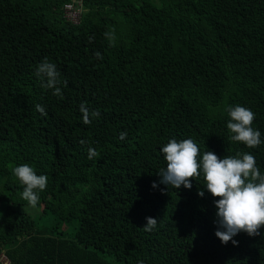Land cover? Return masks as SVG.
Here are the masks:
<instances>
[{"label":"trees","instance_id":"16d2710c","mask_svg":"<svg viewBox=\"0 0 264 264\" xmlns=\"http://www.w3.org/2000/svg\"><path fill=\"white\" fill-rule=\"evenodd\" d=\"M45 59L62 96L35 76ZM82 104L100 113L90 124ZM229 105L255 113L264 141V0H0V253L9 264H264V228L237 245L216 237L202 178L159 183L173 138L220 158L249 152L264 174V143L228 139ZM25 163L48 177L34 208L12 173Z\"/></svg>","mask_w":264,"mask_h":264},{"label":"clouds","instance_id":"9594fccd","mask_svg":"<svg viewBox=\"0 0 264 264\" xmlns=\"http://www.w3.org/2000/svg\"><path fill=\"white\" fill-rule=\"evenodd\" d=\"M105 37L114 42L113 32H106ZM89 39L91 42L92 38ZM95 56L103 59L99 52ZM35 76L40 80L42 88L53 90L55 96H62L58 86L61 83L60 72L54 63L43 60L37 65ZM64 84L66 86L67 81ZM36 109L46 114L41 105H36ZM80 111L85 124L91 123L90 116L95 118L100 115L98 110L90 113L83 104ZM227 115L230 141L243 144L249 149L258 148L264 143L261 132L252 127L255 113L251 109L229 105ZM125 135L126 133H122L121 138ZM161 152L166 167L158 172L161 177L159 183L168 188L179 189L183 186L190 190L193 180L203 179V187L214 198V222L217 225L215 235L222 244L227 245L231 241L233 245H237L238 242L233 237L241 232L249 236L260 235V229L264 228V174L257 166L253 154L238 152L236 155L220 158L213 151L206 150L201 153L198 144L192 139L177 141L175 138L169 140L161 148ZM98 155L95 149L89 148L90 160ZM12 173L23 186L22 199L31 207H36L39 193L47 187L48 177L38 175L27 163L14 167ZM156 186V182H153L152 187ZM198 195L203 197L204 191L199 190ZM146 220L144 230L150 232L156 227L157 220L152 217H147Z\"/></svg>","mask_w":264,"mask_h":264},{"label":"built area","instance_id":"2783aa9c","mask_svg":"<svg viewBox=\"0 0 264 264\" xmlns=\"http://www.w3.org/2000/svg\"><path fill=\"white\" fill-rule=\"evenodd\" d=\"M66 10L71 11L73 15L77 14L76 12H73L71 10V5H65ZM69 12V13H71ZM0 264H9V260L7 259V257L3 254L0 253Z\"/></svg>","mask_w":264,"mask_h":264},{"label":"rangeland","instance_id":"374dc122","mask_svg":"<svg viewBox=\"0 0 264 264\" xmlns=\"http://www.w3.org/2000/svg\"><path fill=\"white\" fill-rule=\"evenodd\" d=\"M76 1H78V0H76ZM35 211H33L32 213H34Z\"/></svg>","mask_w":264,"mask_h":264}]
</instances>
